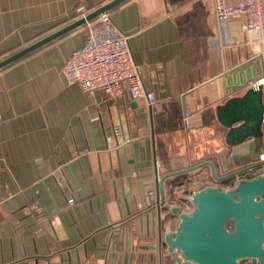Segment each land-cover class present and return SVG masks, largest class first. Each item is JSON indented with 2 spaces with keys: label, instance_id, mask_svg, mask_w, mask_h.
<instances>
[{
  "label": "crops",
  "instance_id": "crops-1",
  "mask_svg": "<svg viewBox=\"0 0 264 264\" xmlns=\"http://www.w3.org/2000/svg\"><path fill=\"white\" fill-rule=\"evenodd\" d=\"M110 1L0 0V61L74 22V10ZM109 15L129 36L151 107L66 83L83 26L0 70V264H173L163 247L160 262L158 209H137L156 192L155 162L159 177L205 161L230 172L215 108L245 91L236 72H263L262 42L249 43L237 17L218 23L212 0H126ZM118 123L129 142L108 150ZM177 177L163 184L165 202L190 213L173 192ZM35 202L41 221L27 210ZM165 214L162 227L174 231L178 217Z\"/></svg>",
  "mask_w": 264,
  "mask_h": 264
},
{
  "label": "water",
  "instance_id": "water-1",
  "mask_svg": "<svg viewBox=\"0 0 264 264\" xmlns=\"http://www.w3.org/2000/svg\"><path fill=\"white\" fill-rule=\"evenodd\" d=\"M125 1L112 0L10 55L0 61V70ZM260 58L264 75V42ZM252 69L249 68V76L247 71L236 72V85L245 89L243 94L230 97L215 108L216 120L226 130L224 141L230 150L222 167L230 171L228 174L216 176L215 164L205 161L159 177L155 162L154 182L161 202L164 201L166 179L204 166L209 167L211 176L217 181L238 179L226 190L206 187L197 191L192 199L193 209L188 214L179 207L170 208V213L178 217L176 229L173 232L159 229L158 241L160 258L163 247L173 264H242L247 259L250 264H264V161L260 160L264 85L246 88L249 79H257ZM229 78L233 82L234 74ZM242 156L245 157L239 160Z\"/></svg>",
  "mask_w": 264,
  "mask_h": 264
},
{
  "label": "built area",
  "instance_id": "built-area-1",
  "mask_svg": "<svg viewBox=\"0 0 264 264\" xmlns=\"http://www.w3.org/2000/svg\"><path fill=\"white\" fill-rule=\"evenodd\" d=\"M212 1L214 14L218 23L229 22L232 18L237 17L240 19L241 29L249 36V43L264 42V0ZM85 15L80 8L74 10V19L82 18ZM83 28V44L72 51L62 67V74L66 83L78 84L82 92L89 95L102 92L110 99L117 98L126 93L130 101H143L146 107H151L155 103V96L153 92L146 90L143 86L139 68L135 64L130 52L129 36L121 32L113 24L109 12H104L95 19L86 22ZM256 78L249 87L259 84L264 85L263 72ZM97 104H100V102H97ZM190 115V110H184L181 121L185 127L189 126ZM128 142L129 139L125 135L123 126L120 123L115 124L112 129L111 138L107 139L108 150L119 149ZM260 160L264 161V155H261ZM183 187L184 184H174L173 192L177 191L178 193L180 192L179 189H183ZM212 187L222 190L231 188L228 184L225 188L217 185ZM196 192H187L182 200L187 210L193 209L192 199ZM67 202L71 205L73 204V199L70 198ZM137 209L138 213L158 209V232L159 229L166 232L162 227V223L165 220V212L168 209L170 212V206L167 205L165 199L161 202L157 192L150 191L148 199L140 201L137 204ZM27 210L35 214L37 221H41L44 218L42 207L37 202L28 205ZM165 255L169 256L168 254ZM162 257L164 256L161 255ZM47 264L61 263L48 261ZM242 264H250V260L247 259Z\"/></svg>",
  "mask_w": 264,
  "mask_h": 264
},
{
  "label": "rangeland",
  "instance_id": "rangeland-1",
  "mask_svg": "<svg viewBox=\"0 0 264 264\" xmlns=\"http://www.w3.org/2000/svg\"><path fill=\"white\" fill-rule=\"evenodd\" d=\"M71 18L74 20V16L72 15ZM77 20V19H75ZM216 167V176H222L223 170H219ZM178 171V170H177ZM222 171V172H221ZM237 180V178H234V181ZM216 181V180H215ZM213 177L210 174V169L208 166H204L198 169H195L191 172L186 173L185 175L182 174L180 177H177L175 179V184H184L183 189H179L180 192H178L180 195L181 200L184 199L185 195L189 191H199L206 187H212L214 185L221 186L222 188L227 187V184H222L220 181L215 182ZM234 181L231 184H228L229 186H232Z\"/></svg>",
  "mask_w": 264,
  "mask_h": 264
},
{
  "label": "trees",
  "instance_id": "trees-1",
  "mask_svg": "<svg viewBox=\"0 0 264 264\" xmlns=\"http://www.w3.org/2000/svg\"><path fill=\"white\" fill-rule=\"evenodd\" d=\"M233 182V179L231 180H223V181H220L221 184H231Z\"/></svg>",
  "mask_w": 264,
  "mask_h": 264
},
{
  "label": "flooded vegetation",
  "instance_id": "flooded-vegetation-1",
  "mask_svg": "<svg viewBox=\"0 0 264 264\" xmlns=\"http://www.w3.org/2000/svg\"><path fill=\"white\" fill-rule=\"evenodd\" d=\"M228 173H229V172H228ZM228 173H225V174H228ZM225 174H223V175H225ZM223 175H222V176H223ZM231 179H232V178H228L227 180H231Z\"/></svg>",
  "mask_w": 264,
  "mask_h": 264
}]
</instances>
